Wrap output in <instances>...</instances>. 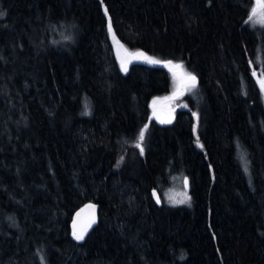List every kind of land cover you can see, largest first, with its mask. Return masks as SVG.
I'll return each mask as SVG.
<instances>
[{
	"label": "trees",
	"instance_id": "trees-1",
	"mask_svg": "<svg viewBox=\"0 0 264 264\" xmlns=\"http://www.w3.org/2000/svg\"><path fill=\"white\" fill-rule=\"evenodd\" d=\"M252 4L0 0V264H264V24L249 23ZM109 22L127 48L182 63L202 109L152 119L171 75L122 71ZM177 175L189 204L164 200ZM90 202L96 221L77 241L71 224Z\"/></svg>",
	"mask_w": 264,
	"mask_h": 264
},
{
	"label": "rangeland",
	"instance_id": "rangeland-1",
	"mask_svg": "<svg viewBox=\"0 0 264 264\" xmlns=\"http://www.w3.org/2000/svg\"><path fill=\"white\" fill-rule=\"evenodd\" d=\"M256 2H257V0H253V4H252L251 9L256 5ZM250 12H251V10H250ZM249 23L252 25L264 24L261 22H256V20L249 21ZM109 35H110L111 43L113 45L114 54H115V57H116V60L119 64L120 69H121V60L122 59L128 61L127 69H128L129 64L132 62L149 63L142 58H140V59L135 58L132 54L137 53V52H143L148 57H151L150 55H148L147 53H145L142 50H132V49L127 48L115 36V34L113 32L109 33ZM162 62H164V61H162ZM173 63L176 64L177 62H173ZM149 64H153V63H149ZM156 65H161L169 71V73L171 75V88H170V91L165 96L157 97L158 99L162 100V102L164 103V105L161 108H157L158 106H155V109H154V107L151 106L150 117L152 119L156 120L159 123H162L161 122L162 121V119H161L162 114H168V115H170L169 120L171 121L173 116H174V112H175L178 105H194V106L202 109V107H203V105H202V92H201V88L197 82H196L195 88H193L191 90H185L183 82H182V73L180 70H170V67L166 66L164 63H160V64H156ZM259 70H260V73L258 74V81H259L260 88L262 90V95L264 98V88L261 87V81H264V71H262L261 69H259ZM173 71H176L175 77L173 75ZM183 72L189 73L184 69V67H183ZM151 105H152V103H151ZM154 110L156 113L155 115L153 114ZM165 123H168V122H165ZM184 180H185V178L183 176H180V175H177L173 179L172 186L163 193L164 200L167 203H169L171 205L189 204V202L191 200V195L189 193L188 188L185 187ZM184 194H186L188 197L187 201L184 203H175L169 199V197H175L176 200H182V199H184Z\"/></svg>",
	"mask_w": 264,
	"mask_h": 264
},
{
	"label": "snow or ice",
	"instance_id": "snow-or-ice-1",
	"mask_svg": "<svg viewBox=\"0 0 264 264\" xmlns=\"http://www.w3.org/2000/svg\"><path fill=\"white\" fill-rule=\"evenodd\" d=\"M105 14L107 15V10H105ZM3 15H4V12L0 11V16H3ZM253 20H256V22L264 23V0H257L256 5L251 9V12H250L249 17H248V21H253ZM108 30H109V33L112 32L111 22H109ZM132 55L137 59L142 58L149 63H153V64L164 63L166 66L170 67V70H180L182 73V82H183L185 90H191V89L196 87V77L191 73L183 72V64L182 63L174 64L172 61L162 62L160 60L146 56L143 52H137V53H134ZM127 65H128V61L122 59L121 60V70L126 72L127 71ZM173 75H174V77L176 76V71H173ZM261 87L264 88V81H261ZM155 103L156 102L154 101L153 102L154 109H155ZM85 107L87 109V105ZM153 114L154 115L156 114L155 110H154ZM193 115L195 116L196 114L194 113ZM161 122L162 123H165V122L170 123L171 121L170 120H168V121L162 120ZM147 127H148L147 124L144 125V127H142L139 130V133L136 137L135 147L140 149L141 154H143V151H144L143 141L145 139V133H146ZM193 131L195 132V126H193ZM197 143H199V142L197 141ZM122 160H123V157H121L120 160L117 161V165H119V163ZM245 170H247V168ZM184 184H185V187H187V179L186 178H185ZM153 196L156 197L157 203H159L160 200H159V197L156 196L155 191L153 192ZM169 199L175 203H184L187 201L188 197L186 194H184V199H182V200H176L175 197H169ZM87 207L93 209V213H92L90 219L87 221V223L83 224L82 226H80L78 228L76 226V222L74 221V227H73L72 235H73L74 239H76L77 241L82 240L84 238V234L88 230V227H90L92 223H95V214H94L95 205H88Z\"/></svg>",
	"mask_w": 264,
	"mask_h": 264
},
{
	"label": "water",
	"instance_id": "water-1",
	"mask_svg": "<svg viewBox=\"0 0 264 264\" xmlns=\"http://www.w3.org/2000/svg\"><path fill=\"white\" fill-rule=\"evenodd\" d=\"M156 102L155 103V106H157L158 104H161L163 103L162 100L158 99V98H155L153 101H152V105L153 106V102ZM154 107V106H153ZM161 119L163 121H167L169 119V116L166 115V114H162L161 116ZM185 181V180H184ZM88 205H94L93 203H87L82 209L80 212H78L73 221H72V224H71V229H72V233H73V227H74V221L76 222V226L79 228L80 226H82L83 224L87 223V221L90 219L92 213H93V209L87 207ZM79 214V215H78ZM94 214H95V221H96V208L94 209ZM94 223L91 224L90 227H88V230L86 231V233L84 234V236L90 231L92 225Z\"/></svg>",
	"mask_w": 264,
	"mask_h": 264
},
{
	"label": "bare ground",
	"instance_id": "bare-ground-1",
	"mask_svg": "<svg viewBox=\"0 0 264 264\" xmlns=\"http://www.w3.org/2000/svg\"><path fill=\"white\" fill-rule=\"evenodd\" d=\"M151 103H152V102H151ZM178 107H179V106H177V108H178ZM177 108H176V110H177ZM176 110H175V112H174V116H173V118H172L171 121H173V120L175 119V117H176ZM166 115H168V114H166ZM168 116H169V119H170V115H168ZM169 119H168V120H169ZM155 193H156V192H155ZM156 196H158L157 193H156ZM156 200H157V199H156ZM90 203H91V202H90ZM93 204H94V203H93ZM85 205H86V204H85ZM85 205H84V206H85ZM94 205H95V204H94ZM84 206H83V207H84ZM83 207H82V208H83ZM82 208H81V209H82ZM95 208H96V207H95ZM81 209H80L78 212H80ZM78 212H77V213H78ZM77 213H76V214H77ZM76 214H75V215H76ZM74 217H75V216H74ZM73 219H74V218H73ZM92 226H93V225H92ZM84 237H85V236H84Z\"/></svg>",
	"mask_w": 264,
	"mask_h": 264
},
{
	"label": "flooded vegetation",
	"instance_id": "flooded-vegetation-1",
	"mask_svg": "<svg viewBox=\"0 0 264 264\" xmlns=\"http://www.w3.org/2000/svg\"><path fill=\"white\" fill-rule=\"evenodd\" d=\"M164 105V103H161V104H158L157 106V108H161L162 106ZM153 107V106H152ZM162 114V113H161ZM156 121V120H155Z\"/></svg>",
	"mask_w": 264,
	"mask_h": 264
}]
</instances>
